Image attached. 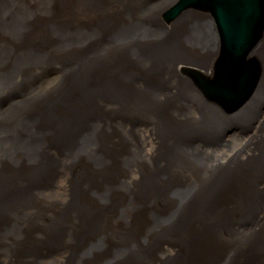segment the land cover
<instances>
[{
    "label": "bare ground",
    "instance_id": "bare-ground-1",
    "mask_svg": "<svg viewBox=\"0 0 264 264\" xmlns=\"http://www.w3.org/2000/svg\"><path fill=\"white\" fill-rule=\"evenodd\" d=\"M21 2L0 0V257L14 264L12 246L37 235L66 263L162 264L169 249L166 263L179 258L172 264H264V250L252 242L255 224L239 220L264 224L252 212L261 207L252 198L264 192V141L251 136L242 145L241 136L228 135L261 127L249 122L264 95V33L241 60L261 68L250 83L244 72L219 67L218 28L229 33L234 25L251 37L264 0L223 17L192 7L172 21L180 0ZM47 3L43 20L33 12ZM96 28L100 36L77 42ZM246 49L232 48L233 57ZM64 60L79 75L57 69L53 76L50 68ZM160 78L169 89L162 91ZM164 96L175 98L173 108ZM173 153L177 164L157 165ZM46 160L66 169L61 211L53 200H36L40 183L49 188L61 177ZM41 212L44 227L35 222ZM167 230L172 245L162 236Z\"/></svg>",
    "mask_w": 264,
    "mask_h": 264
},
{
    "label": "rangeland",
    "instance_id": "rangeland-1",
    "mask_svg": "<svg viewBox=\"0 0 264 264\" xmlns=\"http://www.w3.org/2000/svg\"><path fill=\"white\" fill-rule=\"evenodd\" d=\"M24 1H26V0H22V2H21L22 6H28L30 4H34L32 2V0H27V2H24ZM39 3L42 4V0H39ZM47 6H48V3L47 4H44V5H40L39 8H41V9H39V10L33 12V13H36L41 19L46 20L47 19V16L46 15H43V9H45ZM36 9H38V8H36ZM136 9H137V7H133V10L132 11H135ZM196 11L199 12V13H203V14H207L208 15V12H202V11H199V10H196ZM31 14H32V12H31ZM29 19L33 20V22L36 21V19L34 17H29ZM40 30H42V29H40ZM101 31H102L101 29H97L96 28V29H92L91 30V34L90 33H88V34H80V35H78L79 38L77 37V42H79V41H84L85 42L86 40L89 41V39H95V36L96 35L97 36H100L99 33ZM154 32L156 34L158 33L157 30H155ZM52 38H53V36H52ZM54 38L63 39L64 38V35H61L60 37L59 36L58 37H54ZM42 46H43V44H42ZM40 63H42V62H40ZM48 64L55 65V64H53L51 62L48 63ZM55 66L58 67V68H54V67H51L50 68V71L52 72L51 74L53 76H58V74H56V72H55L57 69H62L63 71H65L67 73L70 70L69 73H76V75H79L78 72H77V70L75 69V67L72 64L70 65V62H68V61H65L64 60L62 63L56 64ZM180 74L184 77V80L185 81H182L183 83H185L186 81H190L191 82V78H189L186 75V73H183V72L180 71ZM60 75H62V73H59V76ZM175 78L178 79L177 77H175ZM159 80L161 81V82H159V85L162 88V91L164 89L165 90L166 89H169L166 86L165 80L163 78H160ZM178 90H179V88H178ZM164 98H165V103L167 105L172 106V108L174 107V104L177 102L175 100V98L172 99V97L168 98V97H165L164 96ZM6 102H9V100H6ZM256 102L258 103V110H256V114L257 113L258 114L256 116H251L252 120L249 123H251L252 121L255 120L257 122H260L261 127H255V130L252 133H249V131L252 129L251 124H250V126L246 125L243 128L236 129V134L235 135L228 134L229 136H234V137L241 136L242 145H246L244 143V139L249 138L251 136H252V139L254 141H256V142L264 141V95L262 96L261 99L257 98V101ZM246 112H247V110H246ZM257 129H259V130H257ZM230 130H235V128L230 129ZM205 133L201 134V137L200 138H202L203 140L207 141L208 143L211 142L213 138L211 136L205 134ZM186 137H187V135H184L183 136V138H184L183 142L184 143H185ZM172 142H173V140H172ZM143 149H145V148H142L140 151H142ZM47 150H48V148H47ZM49 152H50V150H49ZM175 158H176V154H174V159H171L169 157V155L167 154L164 157V159L159 164H157V165H161V164H164V163H168L171 160H172V163L173 164L174 163L177 164V161L175 160ZM46 165H47V169L50 170V171L51 170H54V169L56 170V168L58 170H61V177L60 178H54V179H52L51 182H55V183H52V184L49 183V188H43V184L40 183L39 184V186H40V192H39V195H38V197H37L36 200L38 202H40V200H42L44 198H47L49 200H53V201L56 202L55 203L56 206L61 207L60 208V211H61L64 208V206L62 204H59L58 201H62L63 200V202L65 201V203H66L67 200H68V198H69V195H68L69 193L67 194V191L65 189V177L63 175V169H65V167L64 168H61L60 166H57L56 164L52 163L51 161L48 162V160H46ZM258 175L264 177V172L262 171V172L258 173ZM252 180H254V182H255V179L254 178H252L250 180V182ZM141 185H144V183L141 184ZM169 193L174 196V188H172L169 191ZM177 199L179 200L180 197H178ZM252 199H253L252 200V204H258L259 201L261 202L260 203V206L261 207L259 208V206H257L255 208V210L252 211L253 214L255 213V217H257L258 219L261 218L262 220H264V209H263L264 208V192H259ZM163 202L165 203V200H163ZM179 204H180V206L182 205L181 203H179ZM42 206H43V208L45 210H48V208H49V201L47 202V204H42ZM165 207H168V206L166 205ZM56 211H57V209H56ZM38 214L41 217H37L38 215H35L36 216V221L35 222L39 226L44 227L45 224H49V221L46 218V214L47 213L41 212V213H38ZM169 215H172V212ZM25 220L27 222H30V221H28L27 218H25ZM29 220H31L30 217H29ZM239 220H240L241 224L243 225V227L245 226V228L252 227V224H255L254 228L258 231V234H257V238L255 240L252 239V242L255 245L261 247L264 250V247H262V246H264V242H263L264 241V235H263V232H264V224L263 223L258 224V223H254V222H250V221H248L247 223H245L244 221H246V219H239ZM253 230H251V231H253ZM169 232H170V230H167L164 234H162V236H164V237L166 236V238L168 237V240L170 241V244L172 245L173 238L169 234ZM67 236H68V234L60 235L59 237H61V238L63 237V239H68ZM252 238H254V235L252 236ZM37 239L39 240V243H35V241H37ZM164 242L165 241L160 240V239H157V241H156V243L158 245H161ZM48 244H49V242H48ZM48 244H45L44 242H41L40 243V239L36 235V237H34V241H32V239L30 238L29 241L24 242L20 246H18V245L12 246V248L10 250L14 251L15 254H16V257H17V260H16V262L14 264H58L59 261L62 260V259H65L64 264H77V263H75L73 261H71L70 263H66L65 256H58V255H56V256H50L51 255V252H52V248ZM57 245L60 247L58 241H57ZM186 247H190V245H188V246L186 245ZM194 247H198L199 248L200 245L198 244V245H195ZM198 248L195 249V250L197 251ZM60 249H62L64 251V247L63 246L60 247ZM45 255H48V256L44 257ZM166 255L169 256V249H167L158 258V261L160 263H162V264H172V263L176 262L179 259L176 256L175 259H173L172 261H169V262L166 263V261H165V259H166L165 256ZM43 258H45V259H43ZM49 258H52L53 260L49 261L48 260ZM55 260H57L58 262H56ZM0 264H13V263H11L10 260H9V257H7L4 254V255H2L0 257ZM251 264H256V263L253 262Z\"/></svg>",
    "mask_w": 264,
    "mask_h": 264
},
{
    "label": "water",
    "instance_id": "water-1",
    "mask_svg": "<svg viewBox=\"0 0 264 264\" xmlns=\"http://www.w3.org/2000/svg\"><path fill=\"white\" fill-rule=\"evenodd\" d=\"M230 1L231 0H180V2L178 4H175L174 7L169 11L170 18H167V20L172 21L174 18L172 16H180V14H182L184 11L188 9H193L192 7L202 12H208V13L213 12L215 14H219L220 17L224 16L223 14L224 11L232 10L233 8H236L238 5L239 7H245L249 9V11L253 10V8L248 4V0H238L237 3L235 2V4L231 3ZM253 1L255 2V0ZM250 27L253 28L252 22L250 24ZM218 28H219V34L221 37V46H222V54H221L222 59L219 63V67L221 68L225 67L229 71L238 70L244 72L245 74L248 75V77L245 78H248V80L251 83L252 78H254L256 73L261 71V68L255 60H253L252 62L253 64L249 65L248 67H246V65H243L241 63V60L245 59L246 56L251 53L250 52L251 49L253 47H256L260 42L264 33V19H262L260 26L256 29V33L252 34L251 37L248 36L244 37L243 34L234 25L231 26L230 29L228 30L229 33L224 32V28L222 24H218ZM238 36H240L241 38H238ZM243 46H247V49L241 52V53L244 52L245 53L237 58L233 57L239 51H231V49L235 47L241 48ZM227 54L230 55L232 54V57L229 58ZM197 80L202 81V83L203 82L205 83L203 78H197ZM234 83L235 82L233 80L232 85ZM252 85H255V83ZM214 88L216 89V91H222L221 89H219V87L217 88L214 87Z\"/></svg>",
    "mask_w": 264,
    "mask_h": 264
}]
</instances>
